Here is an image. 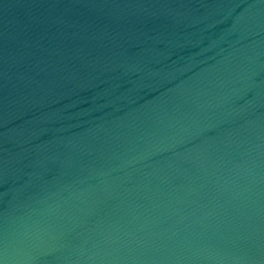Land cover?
<instances>
[{
    "label": "water",
    "instance_id": "95a60500",
    "mask_svg": "<svg viewBox=\"0 0 264 264\" xmlns=\"http://www.w3.org/2000/svg\"><path fill=\"white\" fill-rule=\"evenodd\" d=\"M0 264H264V0H0Z\"/></svg>",
    "mask_w": 264,
    "mask_h": 264
}]
</instances>
